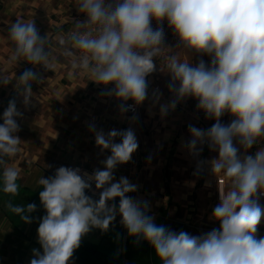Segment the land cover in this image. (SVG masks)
I'll list each match as a JSON object with an SVG mask.
<instances>
[{
    "label": "clouds",
    "instance_id": "9594fccd",
    "mask_svg": "<svg viewBox=\"0 0 264 264\" xmlns=\"http://www.w3.org/2000/svg\"><path fill=\"white\" fill-rule=\"evenodd\" d=\"M74 5L85 18L76 21L73 31L56 34L59 56L105 86L104 94L120 101L122 114L151 98L163 119L182 101L196 99L197 110L215 123L206 130L189 125L191 139L183 146L193 158L205 144L218 152L211 171L215 176L223 173L230 185L226 192L219 189L220 202L213 208L219 228L192 235L157 225L149 215L150 203L128 195L138 186L127 177H114L117 166L130 162L138 149L135 132L128 128L105 133L90 124L101 154H111L101 161L103 170L91 174L61 166L53 176H41L39 198L46 215L37 232L42 252L33 249L30 264H71L82 237L92 228L107 231L117 215L129 236L154 248L161 264H264V237L257 235L264 220L259 202L264 196V147L246 154L264 138V0H75ZM164 21L178 38L176 49L190 59H180L177 50L165 45ZM7 39L10 64L26 61L45 71L55 69L57 53L49 46L48 34L41 37L33 21L18 18L10 24ZM162 55L167 71L159 70L171 77L172 99L167 103H160L158 89L149 97L147 80ZM193 56H207L209 61L201 58L193 64ZM41 79L32 69L16 77L15 88L25 106L32 102V84ZM10 82L0 74V86ZM225 114L233 117L227 125L221 123ZM21 117L15 100L0 117V181L2 191L11 195L18 194L20 172L8 166V160L18 154ZM205 163L197 160L194 174ZM92 183L101 190L98 200L86 195ZM7 207L24 222H32L29 214L35 204L9 202Z\"/></svg>",
    "mask_w": 264,
    "mask_h": 264
},
{
    "label": "crops",
    "instance_id": "0c3cea01",
    "mask_svg": "<svg viewBox=\"0 0 264 264\" xmlns=\"http://www.w3.org/2000/svg\"><path fill=\"white\" fill-rule=\"evenodd\" d=\"M67 11L68 7L59 1L0 0V74L12 80L7 86H0V117L10 100L16 101L22 113V117L17 119L20 131L16 135L21 139L18 154L8 160V166L20 172L18 194L4 193L0 181V264H30L33 249L42 252L37 232L41 218L46 215L39 198L43 190L38 183L41 176L48 178L59 167H73L75 164L103 170L101 161L111 153L105 150L101 154L95 144L94 133L89 131L90 124H95L97 130L102 129L105 133L132 128L138 149L146 144L143 147L146 148L145 153L147 147L163 148V153L145 155L139 149L130 162L118 165L114 171L116 181L123 176L138 186L137 191L128 195L150 203L157 225L192 235L219 228L212 212L220 202L219 189L226 192L229 179L218 176L224 178L223 185L218 186V177L212 174L209 157L200 158L207 163L198 174H194L196 167L189 171L185 165L176 167L173 155H168L172 141L166 137L165 119L160 117L159 105L153 106L149 98L140 106L136 118L130 119L113 103L115 98L104 94L105 86L91 81L88 73L72 69L70 60L59 56L56 34L61 30L67 34L75 28L71 27L73 21L70 22V12ZM18 18L25 22L33 21L41 37L48 34L49 46L58 57L53 71H45L26 61H20L16 66L9 63L12 51L7 39L8 30ZM28 69L38 72L42 79L32 84V102L25 106L15 82L16 77ZM0 123H3L2 118ZM115 142L119 143V138ZM100 191L96 189L86 195L98 200ZM9 202L15 205L35 204L36 210L29 214L32 222L26 223L12 213L7 207ZM259 202L264 206V198L260 197ZM114 203L118 207L119 198ZM120 221L121 217L117 215L107 231L92 228L82 237L81 243L95 245L113 257L114 264H161L154 248L146 240L137 241L129 236ZM258 227V237H264V220ZM71 264L81 263L72 260Z\"/></svg>",
    "mask_w": 264,
    "mask_h": 264
},
{
    "label": "rangeland",
    "instance_id": "374dc122",
    "mask_svg": "<svg viewBox=\"0 0 264 264\" xmlns=\"http://www.w3.org/2000/svg\"><path fill=\"white\" fill-rule=\"evenodd\" d=\"M54 1H59L60 4H65L68 7V11L70 12V22L73 21L71 27H75V21L77 16L79 15V12L77 11V8L75 7V0H51V2ZM62 9V8H61ZM59 9V10H61ZM179 52V50H177ZM179 58L180 59H190L185 53L179 52ZM203 58L205 62L209 61V57L203 56H193L192 57V62L193 64L197 63L199 59ZM161 67L162 71H167L164 65V60L159 62L157 65V70L154 72V75L156 79L160 82V93H162L161 100L163 103H167L170 99H172L171 94L168 91V84L171 79L170 74L167 72H162L159 70ZM109 87H112L109 85ZM114 98V97H112ZM120 101L115 99L113 103H116V105L119 106ZM197 105V100L194 98H188L185 101H182L179 103L175 109V111L170 112L166 117H164L165 121V126L164 130L166 134V137L170 139L169 142L172 141V146H171V152H168V155L171 156L173 155V162H176L177 166L179 167L181 165H185L187 168V171H189L191 168L197 167V160H200L201 157H209L211 160L218 158V152L212 151L209 149V147L205 144L202 146V152L200 153V156L198 158H193L187 149L183 146L186 144L190 139V133L188 132V127L189 125L198 127L200 129H208L210 128L215 121L213 119H206L203 111H198L196 108ZM156 118V117H155ZM157 119V118H156ZM231 117L230 114H225L221 118V123L227 125L231 122ZM135 122V121H134ZM136 123V122H135ZM148 124V123H146ZM157 124V121L155 125ZM165 142H168L167 140ZM146 144H143V147ZM140 146V151H142V154H156V153H163L164 150L162 147H147L148 151L147 153L144 152V149ZM237 147L239 145L237 144ZM261 147H264V138L261 139V141L254 145L251 149H248L246 154L247 155H254V153ZM139 149L137 151H139ZM161 149V151H160ZM240 153L245 154V150L241 147L240 148ZM172 162V163H173ZM175 164V163H173ZM87 166V165H86ZM204 169V167H203ZM213 174V173H212ZM214 175V174H213ZM215 176V175H214ZM224 176L223 173L217 174V176ZM230 181V180H229ZM264 198V197H262ZM259 228V227H258Z\"/></svg>",
    "mask_w": 264,
    "mask_h": 264
},
{
    "label": "built area",
    "instance_id": "2783aa9c",
    "mask_svg": "<svg viewBox=\"0 0 264 264\" xmlns=\"http://www.w3.org/2000/svg\"><path fill=\"white\" fill-rule=\"evenodd\" d=\"M84 18H85L84 15L79 13V15L76 18V21L83 20ZM156 26H157L156 22L153 21L152 22V27L155 28ZM162 26H163L164 33H165V45L168 46V47H171L174 51L177 50L175 46L178 43V38L173 33V30L168 27L167 21H164ZM167 54L168 53H165L164 55H167ZM163 60L164 59H163V55H162L161 57L157 58L156 64L158 65L159 62H161ZM147 80L149 82V92L150 93H152L154 90H157V89L160 91V82L158 81V79H156V77L154 75V72L147 77ZM127 103L128 104H133L134 102L129 100ZM141 105L136 106L135 111H131V110L127 111L126 115L130 119H132L133 117L136 118V116H137V114L139 112V108H140ZM76 167H79L82 170V173L83 172H87V173L91 174L94 171V169L85 168L81 164L73 165V168H76ZM216 182H217L218 186H221L224 183V178L223 177H218ZM95 190H96L95 184L92 183L91 188L86 190V194L93 193ZM261 197H264V196H261ZM149 215H152V216L156 217V214L153 211H150Z\"/></svg>",
    "mask_w": 264,
    "mask_h": 264
},
{
    "label": "trees",
    "instance_id": "16d2710c",
    "mask_svg": "<svg viewBox=\"0 0 264 264\" xmlns=\"http://www.w3.org/2000/svg\"><path fill=\"white\" fill-rule=\"evenodd\" d=\"M72 260L81 264H114L113 257L101 252L93 244L81 243L75 250Z\"/></svg>",
    "mask_w": 264,
    "mask_h": 264
}]
</instances>
